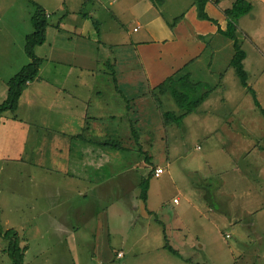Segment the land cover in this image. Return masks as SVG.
<instances>
[{
  "label": "rangeland",
  "instance_id": "1",
  "mask_svg": "<svg viewBox=\"0 0 264 264\" xmlns=\"http://www.w3.org/2000/svg\"><path fill=\"white\" fill-rule=\"evenodd\" d=\"M153 4L159 7L161 3L153 0ZM37 5L43 6L51 16L47 18L49 25L44 42L35 47L36 55L47 54L49 46L53 45L51 56L64 59L75 37L83 34L104 41L105 46L99 42V48H91V52L111 62L109 43H117L116 47L124 50L130 40L136 42L138 36L146 35L144 27L139 32L132 30L142 15L132 5V11L128 10L127 2H122L125 13L122 12L118 21L112 16L116 17L119 9L114 11L110 0H0V103L7 96L6 81L30 60L24 48L25 37L33 30L31 18ZM94 22L100 24L101 37ZM224 37L230 42L229 37ZM241 46L246 50L247 41L242 40ZM138 50L146 62L154 57L146 48ZM250 50L252 55L258 54L255 49ZM138 58L136 51H130L125 68L115 65L109 71L103 64L89 73L51 66L42 72L41 80L30 81L31 86L29 89L27 86L28 90L20 97V101L23 98L27 102L26 110L18 111V118L26 112L37 114L42 120L57 109L58 117L65 119L71 106H81L80 95L86 92L91 110L100 103L106 108L109 115L105 116L103 124L110 138L118 137L116 140L121 147L113 152L115 162L107 164L115 175L100 181L104 186L94 181L99 185L96 195L84 199V196L71 197L65 188L62 189L64 194L56 192L52 186L64 184L67 175L59 174L52 163H34L35 154L30 152L26 156L21 152L19 139L10 145L5 143L0 153V166L4 165L0 170V224L3 229L15 228L21 246L26 238L24 240L29 239L32 247L36 241L43 242L38 247H67L70 260L57 259L56 264H70L72 257L75 264H264V209H259L264 203V114L255 106L252 92L243 88L235 72L227 76V82L208 77L213 87L227 83L236 96H229L221 112L217 110L214 116L201 117L190 112L184 115L186 118L181 124L168 120L166 127L159 120L162 129H167L164 137L162 131L152 129L157 117L151 115L149 119L146 116L152 109L138 99L145 98L147 83L145 76L141 79ZM154 68L152 63L151 69ZM262 69L264 65L259 69L249 68V83L264 78ZM58 74L61 76L56 77L57 81L53 75ZM72 76L83 82L64 84L67 79H73ZM129 78L131 84L138 82L136 88L125 83ZM136 92L138 97L134 96ZM155 93L164 111L184 113L170 94ZM259 97L264 100L260 89ZM130 104L137 108L133 105L127 110ZM157 107V114L163 120L161 108ZM9 115L11 112L7 111L1 118L6 126L14 121ZM144 119L151 120L148 132L141 131V124H147ZM212 127L213 132H210ZM206 129L208 132H203ZM93 134L97 137L103 133ZM19 136L24 141L26 130ZM153 165L154 170L157 167L164 170L159 176L152 174L146 199H143L140 183ZM92 172L93 167L89 170L90 174ZM210 197L217 198L221 204H212L208 200ZM71 198L75 204L82 205L78 215L73 212L69 216L66 211ZM58 199L65 200V205L55 204ZM86 206H99V212L88 223L93 240L83 237L86 241L79 243L78 238H83L70 228L65 240L57 241L64 231L55 227L54 219L50 222V218L60 210L64 215L63 224L78 226L79 218L88 216ZM75 239L76 244L70 246ZM105 240H109L106 257L100 250ZM168 245L178 254L173 255ZM6 247L7 240L0 236V264L12 263ZM51 253L54 254L41 251L37 255L50 256ZM36 260L35 264L40 262ZM54 263L47 261V264Z\"/></svg>",
  "mask_w": 264,
  "mask_h": 264
},
{
  "label": "crops",
  "instance_id": "2",
  "mask_svg": "<svg viewBox=\"0 0 264 264\" xmlns=\"http://www.w3.org/2000/svg\"><path fill=\"white\" fill-rule=\"evenodd\" d=\"M158 1L161 3L159 7L153 4V0H137L136 2L134 0H110V4L113 5L114 11L119 9L118 13H116V17L112 16V18H116L118 21L122 12L125 13L124 9H122V2H127V7L130 11H132V7L130 6L132 5L138 13L142 15V17H139L141 25L138 22L134 27H137L138 25L139 27L136 30L133 27L132 30L134 32H139L140 28L144 27L146 29V35L138 36L136 42L130 40L125 44L124 50L121 46L117 48V43H109V50H111L114 55H112V53L110 54L111 62H108L113 63V67L116 65L119 69L125 68L128 63V53L130 51L137 52L142 70L140 71V76L141 79L145 76V82L148 83V86L146 83L145 98L138 97V92L134 93V96L138 97L139 100H142L152 109V111L149 109L146 113V116H149V119L151 115L157 117V121L152 129H159L163 132V136L165 137L167 136V129H162L163 126L161 127L159 120H161L162 125L165 127L167 124H165L161 119V116L157 114L155 106L157 109L158 107L152 97L151 89L169 75H172L174 78H179L189 74L193 82H206L208 84H210L208 82L210 81L208 77H216L221 80L225 79V82H227V76L229 78L234 72L233 67L230 65L234 54V46L233 40L229 38V42L225 39V35L218 30V27L219 25L222 28L225 27L226 19L223 10L228 7L233 0H207L205 11L211 19H215L217 22L200 17L197 6L193 0ZM170 1H172V3ZM149 2H152V4ZM255 2L254 8L242 16L238 23L240 27L238 32L240 42L242 43V40H246L248 43L243 63L249 77V68L259 69L264 65V0H255ZM46 13L48 17L51 16V13ZM138 13L136 14L137 17ZM101 35L102 32L99 36L101 37ZM98 43L99 40L95 37L79 34V36L75 37L72 49L69 51L66 50L67 53L64 59H55L51 56L54 51V46L50 45L47 54L45 53L42 56L38 55L43 57L44 60L39 68V75L41 78L35 79L41 80L44 76L42 72L51 66L54 68L58 66L68 67L69 71L70 69L73 71V69L76 68L79 69V72L83 73L86 71L89 73V71L92 72L96 70L97 66H103L104 64L105 69L110 71L105 56L102 57L98 53L91 52V48H99ZM100 43H103L105 46L104 41H100ZM139 48H146L148 51L153 52L154 57L146 62L141 58L138 50ZM251 48L255 49L258 54L252 55L250 53L251 50L249 51ZM226 50H229V52H225ZM63 51L65 52V50ZM63 51L61 50V52ZM224 54H226V57ZM132 56H134V54H132ZM152 63L155 66L154 69H151ZM158 64H160V68ZM231 69L232 72H230ZM261 73H264V69L261 70ZM53 76L56 79L57 76L61 75L58 74ZM72 77L73 79H67L64 84H78L83 82V79L74 80V76ZM56 80L58 81V79ZM102 80L104 81V78ZM131 82L130 78L125 81V83H130L133 88H136L138 82L133 84H131ZM248 85L251 88L253 87L252 89L259 98V103L264 106V100H261L259 97V89L264 94V78L256 79L253 84L248 81ZM27 86L29 89L31 86L30 81ZM219 88L223 89L220 90ZM243 88L247 90L248 93H251L247 87L243 86ZM2 89L4 92L3 87ZM28 89H24L23 92ZM3 92L1 91L2 94ZM168 94L169 93L165 95ZM229 96L236 95L232 93L230 87L227 86V83L224 85L216 84L213 92L198 107V113H193L198 114L201 117L210 115L214 116L217 110L221 112L223 103L228 100ZM80 97L81 106H71L65 113L67 119H60L58 117L57 109H55L54 114H50V117L49 115H45L42 120L41 116H38L37 114H28L26 112L21 118H18L17 112L26 110L24 105L27 103L23 98L21 101L19 100L17 109L13 112L10 111L11 115H9V118L14 120L12 121V124L6 126L5 120L0 124V153L1 148H3L5 143L10 145L12 142L19 139V149L21 152L25 153L26 156L30 154V152L31 154H35L34 163H40L43 165L46 163H52L55 169L59 171V174L67 175L64 184L63 182H60V184L52 186L56 192L64 194L62 189L65 188L71 197L84 196V199H86L92 195H96L95 193L99 189L98 184L104 186L105 183L100 181L105 180L106 178L108 180L115 175V173L111 172L110 167H107V164H111L112 161L115 162L113 152L121 146L117 143L116 138L118 137L110 138L105 123L103 124L105 116L109 115L105 110L106 108L100 103L91 110L88 93L84 92ZM211 98H214L211 100L213 103L209 101ZM107 105L108 103H105V106ZM133 105L135 106V104L126 106V109L128 110L132 108ZM134 108L137 107L135 106ZM139 108L144 109L143 107H138V109ZM15 115L17 118H12ZM132 115L133 114H131V116ZM101 118H103L102 122H98ZM185 118L186 117L184 116L183 119ZM217 119H219V116ZM145 121L147 124H141L143 126L141 131L149 129L152 125L150 124L151 120ZM215 126L217 127V125ZM213 128L214 127L209 131L213 132ZM24 129L26 130V136L23 141V138L19 136V133L24 135ZM100 129L101 131H99ZM148 131L150 130H147V132ZM215 131H218V129L215 128ZM100 132L103 134L94 137L93 133ZM117 132H119V130ZM131 132L133 133V131ZM203 132L207 133L208 130L206 129ZM135 145H137V143H135ZM43 149L46 150L45 153ZM20 157L22 158V153H20ZM91 167H93L92 174L89 173ZM1 168H4V165L0 166V170ZM94 181L98 184H94ZM209 189L210 188H206L207 191ZM73 198H71L70 205H68L66 209L69 216L70 213L73 212L74 215L81 213V210L79 211V209H82V205L75 204ZM208 200L212 204H216V202L219 201L217 198H215V201L214 199H211V197ZM63 201L65 200L58 199L55 204L59 206L60 204L65 205L66 202ZM218 204L221 203L218 202ZM262 205L263 207L259 208L260 210L264 209V203H262ZM86 211L88 216L79 218L78 226H75L73 223L69 225L63 224L61 219L64 215L60 210L57 211L58 216L55 214L49 221L51 222L54 219L55 227L62 228L64 233L61 238L56 240H61L63 242L67 232L70 233L73 229V233L80 235L82 238L84 237L87 241H92L93 239L91 238L92 236L88 228V223L90 218L92 217V219H94L99 212V206H86ZM102 212H105L104 208ZM102 227H104V224ZM102 231H104L103 228ZM84 238L82 240L78 238V241H80L79 243L86 241ZM24 239L22 240V245H26V250L24 252L25 264H35L36 262L33 261H37L36 259L40 260L37 264H47V261L49 260H53L55 262L54 264H56L57 259L70 260L69 256L71 257V253L70 250H66L67 247L62 249L54 248L55 245L38 247L40 243H43L39 241H36L34 247H32L28 242L29 239ZM76 241L77 239L73 240L70 243V246L76 244ZM107 243L109 244V240L103 241L100 248L105 257L109 253V245H107ZM41 251L54 252L55 255L51 253L50 256H43V254L38 257L37 254ZM71 260L70 264H75L73 257Z\"/></svg>",
  "mask_w": 264,
  "mask_h": 264
},
{
  "label": "trees",
  "instance_id": "3",
  "mask_svg": "<svg viewBox=\"0 0 264 264\" xmlns=\"http://www.w3.org/2000/svg\"><path fill=\"white\" fill-rule=\"evenodd\" d=\"M193 2L197 6L200 17L217 22L215 19H211L205 11V4L207 0H193ZM255 3V0H233L231 4L223 10L226 19V25L224 28L219 25L218 30L233 40L234 54L232 56L230 65L234 68V72L239 78L241 85L247 87L252 92L256 106H258L261 112L264 114V108L259 103L255 91L248 85L249 75L243 63L246 52L242 48L238 36V32L240 30L238 24L239 19L250 12L254 8ZM46 12L47 11L43 6L37 5L35 12L32 15L31 20L33 24V30L31 33L26 35L24 47L25 52L30 60L5 83L7 86V96L5 100L0 103V124L2 120L1 118L5 112H13L17 109L20 97L28 82L34 80L35 78H41L39 75V68L44 58L36 55L34 50L35 47L42 44L46 38L47 27L49 25ZM94 24L97 31L99 32L100 30L101 33L100 24L98 23L97 25L96 22H94ZM108 66L109 68H112L113 63L108 62ZM213 90L214 87L206 82H193L189 74L179 78H174L172 75H169L151 89V94L157 105L161 108V115L164 123L167 124L168 120H171L172 122L181 124L184 115L196 111L200 104L210 95V93L213 92ZM155 92L164 95L169 93L176 104L184 109V113L176 114L174 111H164L159 99L156 97ZM136 135L137 134L134 136ZM149 157V155L146 157L147 163H149ZM154 167L155 165H153V168L150 170L148 175L142 178L140 183L142 187L141 195L143 199H146L147 190L149 188V179L153 174ZM0 236L1 239L4 238L7 240L6 250L11 257V264H25L24 252L26 250V245L21 246V239L18 236L16 229L13 227L3 229L2 225L0 224ZM167 248L172 252L173 255L178 254V252L175 249H172L171 246L168 245Z\"/></svg>",
  "mask_w": 264,
  "mask_h": 264
},
{
  "label": "built area",
  "instance_id": "4",
  "mask_svg": "<svg viewBox=\"0 0 264 264\" xmlns=\"http://www.w3.org/2000/svg\"><path fill=\"white\" fill-rule=\"evenodd\" d=\"M163 172V168L162 167H157L156 169H155V171H154V174L156 175V176H159L161 173ZM177 199L175 198V201H176ZM229 234H227V236H228Z\"/></svg>",
  "mask_w": 264,
  "mask_h": 264
},
{
  "label": "clouds",
  "instance_id": "5",
  "mask_svg": "<svg viewBox=\"0 0 264 264\" xmlns=\"http://www.w3.org/2000/svg\"><path fill=\"white\" fill-rule=\"evenodd\" d=\"M48 16V15H47ZM139 27V25L137 26V27H134V29L136 30L137 28ZM164 170V169H163ZM155 171V170H154ZM153 171V172H154ZM154 174V173H153ZM155 175V174H154ZM156 176V175H155ZM226 236H227V234H226ZM121 253H119V255H120Z\"/></svg>",
  "mask_w": 264,
  "mask_h": 264
}]
</instances>
